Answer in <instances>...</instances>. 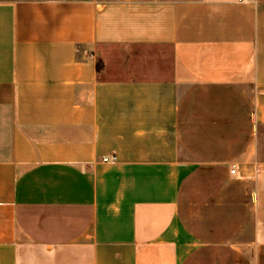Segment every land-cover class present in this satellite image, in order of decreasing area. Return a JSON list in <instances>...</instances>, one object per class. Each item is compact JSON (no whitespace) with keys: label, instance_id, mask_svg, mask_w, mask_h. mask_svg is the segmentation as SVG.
<instances>
[{"label":"crops","instance_id":"0c3cea01","mask_svg":"<svg viewBox=\"0 0 264 264\" xmlns=\"http://www.w3.org/2000/svg\"><path fill=\"white\" fill-rule=\"evenodd\" d=\"M263 183L264 0H0V264H264Z\"/></svg>","mask_w":264,"mask_h":264},{"label":"rangeland","instance_id":"374dc122","mask_svg":"<svg viewBox=\"0 0 264 264\" xmlns=\"http://www.w3.org/2000/svg\"><path fill=\"white\" fill-rule=\"evenodd\" d=\"M262 206H261V214H260V233L264 236V183L262 186Z\"/></svg>","mask_w":264,"mask_h":264},{"label":"built area","instance_id":"2783aa9c","mask_svg":"<svg viewBox=\"0 0 264 264\" xmlns=\"http://www.w3.org/2000/svg\"><path fill=\"white\" fill-rule=\"evenodd\" d=\"M239 3H247V2H250L251 0H237ZM102 161H107L106 158L102 159ZM231 172L233 173L234 170H231Z\"/></svg>","mask_w":264,"mask_h":264},{"label":"trees","instance_id":"16d2710c","mask_svg":"<svg viewBox=\"0 0 264 264\" xmlns=\"http://www.w3.org/2000/svg\"><path fill=\"white\" fill-rule=\"evenodd\" d=\"M96 67L99 69L100 68V63H97L96 64Z\"/></svg>","mask_w":264,"mask_h":264}]
</instances>
